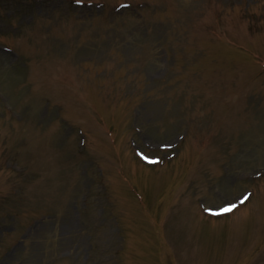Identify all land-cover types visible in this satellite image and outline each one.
I'll return each instance as SVG.
<instances>
[{"label":"rangeland","instance_id":"1","mask_svg":"<svg viewBox=\"0 0 264 264\" xmlns=\"http://www.w3.org/2000/svg\"><path fill=\"white\" fill-rule=\"evenodd\" d=\"M75 1L0 0V264H264V0Z\"/></svg>","mask_w":264,"mask_h":264}]
</instances>
